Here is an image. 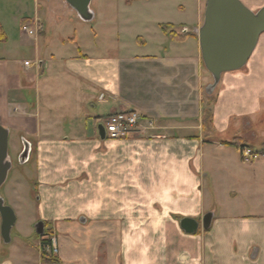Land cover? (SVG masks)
Returning a JSON list of instances; mask_svg holds the SVG:
<instances>
[{
	"label": "crops",
	"instance_id": "0c3cea01",
	"mask_svg": "<svg viewBox=\"0 0 264 264\" xmlns=\"http://www.w3.org/2000/svg\"><path fill=\"white\" fill-rule=\"evenodd\" d=\"M30 1L34 10L10 36V0H0V126L29 144L22 166L31 165L16 184L32 185L40 209L35 244L22 236L29 251L19 249V261H28L30 246L39 252L35 226L43 223V234L57 238L58 264H264V33L247 65L223 74L210 93L193 33L206 0H197L192 24L185 14L163 19L150 3L98 12L91 0L85 22L65 0ZM41 1L101 26L85 47L77 32L54 38ZM239 1L253 12L264 6ZM24 22L40 23L43 33L24 35ZM24 51L33 58L28 67ZM117 112L137 113L143 135L102 140L88 132V123L97 130L98 119ZM232 143L260 156L243 163ZM247 205L258 212L243 216ZM186 218L198 223L192 234L180 228Z\"/></svg>",
	"mask_w": 264,
	"mask_h": 264
},
{
	"label": "rangeland",
	"instance_id": "374dc122",
	"mask_svg": "<svg viewBox=\"0 0 264 264\" xmlns=\"http://www.w3.org/2000/svg\"><path fill=\"white\" fill-rule=\"evenodd\" d=\"M143 1L144 0H94L92 9L99 12L107 8L121 9L125 6L131 8H141L148 6L147 4L150 3L152 5L155 4L156 8H160L163 19L172 18L173 20H179L181 17L182 19H184L185 17L182 16V14H185L187 16L188 23L191 22L192 24V20L194 19L193 17L196 12L197 0H147L146 2ZM39 4L41 11L45 10L47 7L50 10V16L48 18V28L50 30L49 34L54 35V38L56 36L72 37L74 34L76 36L77 32L81 45L85 47L92 41L91 36L93 28L96 25L101 26V24L97 20L93 23L85 24L83 22H80L78 18H75L76 16L74 15H66L65 12L62 10V7L57 4L56 1H51L48 6L47 4H45V2L42 1ZM5 5H7L8 9L4 13L7 15H4V18L7 20L6 22L11 36L16 33L17 30L20 28V20L23 18H27L31 15L32 10H34V4L30 0H25L21 5L18 4V6L17 1H15L14 3L10 0V3ZM18 9L21 10L20 13L22 16H18L17 19H8L12 11ZM27 24V22H24L23 25ZM133 34H136V32H133ZM99 35L101 40L105 39L106 37L105 32L99 31ZM117 38L118 34L116 32H109L107 34V39H110L113 42H116ZM101 40H99V43ZM126 41L128 42L127 38ZM132 41L133 44H135L136 36L133 37ZM25 45L29 47V44L26 43ZM40 47L43 48V46ZM52 47L53 50L61 49V45L57 43H55L54 46L52 45ZM23 55L24 56L22 57V60L32 62L33 58L26 54V51L23 52ZM211 97H213V94L211 95ZM107 109L108 107L106 105L102 106L101 110L104 115L107 114ZM96 131L97 130L94 128V126L88 123V132L93 134ZM258 132H261L259 133V137L264 138V125L259 127ZM23 144L24 141L19 136L11 134V136L8 137V154L11 159V170L8 173L5 183L0 188V197L4 200L5 205H7L13 210L16 222L10 231V242H0V263L5 259H9L12 264H16L19 261L18 257H20V255H18L17 257L16 253L17 251H19V249H23V251H25L22 245L25 246L27 245L26 242H28V240H22V236H29L30 244L32 245L35 244L36 241V235L33 232V226L38 222V218L40 216V209L38 208V202L36 201L37 197H35L34 195L32 185L25 187L22 186V184H16L18 182L16 181V178L19 177L18 173L21 174L24 168L29 169L31 165L28 164L22 166L19 163V158H17L18 155L20 157V154L18 152ZM252 207L253 206L250 205L245 206L244 211L241 212L242 214H244L243 216H247L248 214H250L249 211L251 210H253L254 212H258V210L252 209ZM40 243L41 238L39 239V244ZM30 247L32 250H30L29 256L27 255L28 261L20 260L18 264H39V252L34 250L32 246Z\"/></svg>",
	"mask_w": 264,
	"mask_h": 264
},
{
	"label": "water",
	"instance_id": "95a60500",
	"mask_svg": "<svg viewBox=\"0 0 264 264\" xmlns=\"http://www.w3.org/2000/svg\"><path fill=\"white\" fill-rule=\"evenodd\" d=\"M78 14L80 19L89 22L93 14L89 10L91 0H65ZM197 36L201 59L212 84L207 90L212 93L223 74L243 69L257 47L259 37L264 33V6L253 12L239 0H206L204 18L201 27L193 31ZM98 136L105 139L103 128L98 125ZM9 131L0 126V188L5 183L11 170L8 154ZM29 144L24 142L19 157L22 165L27 161ZM0 235L4 243L10 242V231L15 224L13 210L5 205L0 197ZM212 214L202 218V229H210ZM180 228L188 234L194 233L198 223L192 219H182ZM37 235H43V223L35 226Z\"/></svg>",
	"mask_w": 264,
	"mask_h": 264
},
{
	"label": "built area",
	"instance_id": "2783aa9c",
	"mask_svg": "<svg viewBox=\"0 0 264 264\" xmlns=\"http://www.w3.org/2000/svg\"><path fill=\"white\" fill-rule=\"evenodd\" d=\"M43 26L40 23L27 24L21 26V32L28 37H37L43 33ZM183 32H187L183 30ZM25 67L29 62L24 63ZM140 116L135 112H117L98 119L97 123L103 128L105 137L108 139H124L128 137L143 135L140 128ZM260 156L250 147L245 146L240 150V157L244 163H252ZM49 236V237H48ZM59 247L54 235L47 233L41 238L39 244V255L47 259H58ZM46 264H58L48 262Z\"/></svg>",
	"mask_w": 264,
	"mask_h": 264
},
{
	"label": "trees",
	"instance_id": "16d2710c",
	"mask_svg": "<svg viewBox=\"0 0 264 264\" xmlns=\"http://www.w3.org/2000/svg\"><path fill=\"white\" fill-rule=\"evenodd\" d=\"M168 27L167 26H161V29L163 30V32L167 33L168 32ZM170 35H172L173 37L175 36L173 33H169ZM5 40V34H4V31L0 25V42H3ZM73 41V40H72ZM231 145H233L234 147H236L239 151L245 147V145H241V144H238V143H232ZM48 262H57L58 263V260L57 259H47L45 256L43 255H40V264H46Z\"/></svg>",
	"mask_w": 264,
	"mask_h": 264
},
{
	"label": "flooded vegetation",
	"instance_id": "af4514ba",
	"mask_svg": "<svg viewBox=\"0 0 264 264\" xmlns=\"http://www.w3.org/2000/svg\"><path fill=\"white\" fill-rule=\"evenodd\" d=\"M17 158H19V155L17 156ZM0 226H1V218H0ZM44 235H46V232L41 237H44ZM0 241H3L2 238H1V235H0Z\"/></svg>",
	"mask_w": 264,
	"mask_h": 264
}]
</instances>
